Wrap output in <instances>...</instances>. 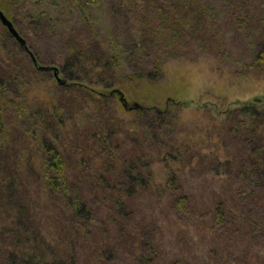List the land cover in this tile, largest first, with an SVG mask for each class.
<instances>
[{"label":"rangeland","instance_id":"rangeland-1","mask_svg":"<svg viewBox=\"0 0 264 264\" xmlns=\"http://www.w3.org/2000/svg\"><path fill=\"white\" fill-rule=\"evenodd\" d=\"M117 1L96 0L85 15L86 21L83 14L74 12L72 22L60 29L52 23L36 26L30 22L22 3L0 0V9L15 20L18 33L27 41L38 65L58 68L64 84L60 67L73 62L72 76L80 78V82H68L72 87L70 93L76 91V101L69 104L62 100L64 90L53 72L36 69L27 50L0 23V58L8 51L6 58L13 56L15 65L26 75L25 89L13 96L23 95L29 102H36L30 103L28 109H18L17 119L12 122L9 115L6 117L7 151L0 160V174L5 178L21 174L15 176L18 185L14 193L3 192L0 187V201L2 196L6 198L0 207L1 217L2 213L14 212L19 205L28 206L30 212L21 216V225L46 234L52 241V250L74 246L80 255L78 264H264V241L259 245V240L250 238L247 227H242L247 217L239 222L225 217L218 223L207 216L206 211L219 200L226 199L232 206L234 203L232 181L210 173V156L225 154L215 147L216 136L208 138L207 130L211 127L209 132L213 133L214 129L201 111L209 109L218 122L229 111L244 105L264 112V64L248 69L255 53L264 47V9L241 5L239 0H206L210 5L201 9L197 0H186L191 6L183 3L176 9L190 7L196 11L195 17L186 15L171 23L168 14L162 16L158 30L147 33L144 27L158 17L149 9V2L141 16L127 13L128 0L120 2L125 1L126 6ZM183 13L186 12L179 14ZM188 17L192 22H188ZM139 32L144 46L136 52L130 44ZM104 62L109 64L108 68L102 67ZM157 65L162 66L163 74L156 78ZM146 72L154 79L135 78ZM0 75L7 78L9 74L3 69ZM107 83L112 87H106ZM79 86L96 98H108L98 104H85ZM114 90L120 91L130 105L137 102L143 109H124ZM39 102L49 105L48 116L35 110ZM52 102L58 110L72 113L77 120L84 119L71 136L67 130L62 135L64 142L72 137L65 151L72 193L82 196L94 212L81 233L71 226L60 201L45 191L38 180L41 167L36 140L57 134V127L51 125L49 118L56 115ZM143 111L148 112L145 118L141 116ZM159 111L172 124L160 132L159 139L165 145L152 143L148 137L157 121L153 114ZM174 116L178 122L172 120ZM75 120L76 117L71 118L69 128ZM119 120L125 123L122 128L118 126ZM104 125L114 135L110 145L112 156L100 150L102 144L97 135H104ZM134 126L140 127L136 134L129 131ZM178 132L189 138L183 148H175L184 141ZM132 139L148 142L141 141L139 153L150 182L144 189L126 194L125 176L120 170L106 168L105 163L109 162L107 157L122 163L128 156L125 143L129 145ZM116 143L120 146L115 148ZM234 143L233 139L228 141L233 156L237 154ZM167 150L185 154L181 162L192 155L199 163L188 167L187 163L175 162L168 158ZM203 155H209L205 163ZM182 166L189 169L179 170ZM171 172L178 173L180 178L168 187L166 179ZM184 195L192 211L187 215L174 209L176 199ZM118 201L124 202L128 216L117 214ZM5 222L0 219L2 227ZM5 242L2 239L0 243L1 253L6 249Z\"/></svg>","mask_w":264,"mask_h":264},{"label":"trees","instance_id":"trees-1","mask_svg":"<svg viewBox=\"0 0 264 264\" xmlns=\"http://www.w3.org/2000/svg\"><path fill=\"white\" fill-rule=\"evenodd\" d=\"M15 1V0H14ZM22 3L24 6L23 10H25L26 15L29 17L31 23H34L36 26H41L44 23H52L51 25H55L56 27H62L64 24H69V21L72 22V16L74 12H80L84 16V21L87 20L86 14L89 13V10L93 8L96 0H17ZM122 0H118V4H122L126 6L128 3H120ZM129 4L127 5V13H134L135 15L144 16L143 11L147 8V1L149 2V9L154 11L155 16L157 15L155 21L152 24H149L147 27L145 26V31L147 33L155 32L158 30L160 26H162V22L164 18L162 16L170 15V22L173 23L176 20L180 21V18L184 16V18L190 15V17L197 14L194 9L188 7L187 9H182L179 11L176 9L178 5L185 4V6H191V3L188 4L186 0H128ZM196 1V0H195ZM239 3L244 6L249 7H261L264 9V1L263 0H239ZM115 5L116 2H114ZM125 4V5H124ZM210 5L206 0H197V7L204 9L205 6ZM120 6V5H118ZM115 9V7H113ZM112 9V10H113ZM200 9V11H201ZM183 14H179V13ZM137 19V17H135ZM10 19V18H9ZM16 28L15 20L10 19ZM188 22H192L188 17ZM239 19L237 18V21ZM247 20V19H246ZM68 21V22H67ZM194 21V20H193ZM248 21V20H247ZM137 23V22H136ZM61 29V28H60ZM17 30V28H16ZM139 36V37H138ZM138 38L132 40V44H130L131 49L139 52L141 48H143L144 39L141 37V33L139 32ZM26 41V45H27ZM14 49V48H13ZM139 50V51H137ZM8 53V51H6ZM4 58H0V70L6 69L9 74L6 78L4 75H0V160L5 158L6 149L5 146L7 144L8 137V127L5 123L6 117L9 115L11 117V122L13 119H17V110L18 109H28L30 107V103L35 105V101H28L27 97L15 98L13 93H22L23 89L26 87V75H22V71L18 68L13 62V56L10 55V58H6L9 56V53ZM72 59V58H71ZM264 64V47H260L259 51L255 53L253 58V62L249 64L248 69L255 66H260ZM73 62L68 63L65 62L62 67H60V71L64 73L66 83L60 84V88L64 90L62 100L71 104L76 101V97L74 92L70 93L72 90L71 84L69 81H78L80 82V78L77 76H72L73 72ZM103 68H108L109 64L104 62L102 64ZM261 67V66H260ZM33 71V69H32ZM36 71V70H35ZM72 71V72H71ZM154 77H160L163 74L162 66H156L154 69ZM34 72V71H33ZM32 73V72H31ZM34 74V73H33ZM148 73L139 74L135 78L143 79V78H152L154 77L147 75ZM136 75V74H135ZM34 79L37 81L39 78L36 76ZM29 83H33V80L29 79ZM80 93L85 98L83 101L85 104L92 102L93 104H98L101 102H105L108 98L107 96H101V98H96L93 94L83 88V86H79ZM106 87H112L111 83H107ZM69 91V92H67ZM102 95V94H101ZM75 99V100H74ZM61 100V102H62ZM101 100V102H100ZM51 105L56 110V115H50L51 125H54L56 129V133L49 136L37 138L36 142L38 143L37 147V157L38 162L40 164L39 168V176L38 179L40 183H42L45 187V191H47L50 195L57 198L62 205V209L68 216L70 220V224L74 227L75 231L81 233L85 230L86 224L91 220L93 211L88 207L86 201L80 195H73V184L70 182L69 175L66 172V147L69 148L68 142L69 138L64 142L62 138L67 130L69 136L73 134V129L78 128L80 123L83 122L84 119L81 117L77 120V116H74L72 113H68L65 111L58 110V107ZM103 104V103H102ZM37 113L43 115H49L47 112L49 111V105L46 106L43 103H37ZM65 109V108H64ZM84 111V110H83ZM86 111V110H85ZM205 116V118L210 121L209 123L213 126L214 132H208V138L215 137L217 138V142L215 143V147L220 151L223 150L225 155H221V153H217L216 156H210L211 159V167L209 168L210 173L214 176L225 177L232 181V194H233V205L227 204L226 199L219 200L213 206V209L207 210V216L213 217L216 222H221L225 217L229 219L235 220L236 222L243 218L247 217L246 221L242 222L244 227L249 231L250 238L254 239V241H264V112H261L255 106L244 105L238 109H234L229 111L226 114V118L218 122L217 118L210 113V110L205 108L201 110ZM45 112V113H44ZM35 113V112H34ZM84 113V112H83ZM80 114L83 115L84 114ZM78 114V113H76ZM142 117H147L148 112L143 111L141 113ZM79 115V114H78ZM157 119L156 123H153V132H148V137L152 143H158V145L164 144L160 141L159 138H162L161 131H164L165 126H169L171 123L167 121L165 114L159 111L156 114H153ZM14 117V118H13ZM76 117V120L72 123L70 128L68 127L71 124V118ZM48 118V119H49ZM50 120V119H49ZM173 121L178 122L179 119L177 116L172 118ZM10 122V119H9ZM48 122V121H47ZM118 126L122 128L125 123L122 120ZM68 123V124H67ZM172 124L170 125V127ZM169 127V128H170ZM99 129V128H98ZM140 127L134 126V128L129 129L132 134L138 133ZM156 130V131H155ZM160 130V131H159ZM102 132L97 135L100 139L99 144L101 146V152H107L108 156H112V151H110L111 137L114 135L110 131V128L107 125H104ZM28 133V131H26ZM35 136V132H33ZM157 133V134H156ZM178 135L184 138V141L175 146V148H183L188 143V139H186V135L184 132H178ZM164 137V136H163ZM213 139V138H212ZM233 139L235 142L237 154L233 156V154L229 151L228 141ZM143 140V139H142ZM132 139L129 145H126L128 149V156L123 162L119 159L114 163L109 160L107 157V161L105 165L106 168H112L117 170L118 172H122L125 176L124 178L127 181V189L126 194L134 193L140 191L148 186L147 178L150 176L147 171L146 166L144 165V161L141 160V155L139 151L142 149V141ZM65 143H63V142ZM62 142V143H61ZM143 142V141H142ZM146 144L147 141L144 140ZM143 142V144H144ZM165 145V144H164ZM120 146L119 143L115 144V148ZM166 147V146H164ZM65 148V149H64ZM171 150V148H170ZM110 151V152H109ZM176 150V154L172 152H167L168 158L175 162L179 163H187V166L193 163L198 164V158L194 156H190L189 160L185 162V160L181 162V158H185V154L178 153ZM100 152V151H99ZM100 152V153H101ZM141 157V158H140ZM209 158V155H203L202 161H206ZM28 164V161H25ZM205 163V162H204ZM209 164V162H207ZM186 165V164H184ZM187 166H182L179 170L185 171ZM120 170V171H119ZM21 172L16 175H11L10 178H5V175L0 174V187L3 188L2 191L14 193V188L17 187V180L15 176H19ZM180 175L175 172H171L167 176L166 181L168 180L167 186H174L176 181H179ZM162 185V184H161ZM0 188V189H1ZM9 201L11 199H8ZM6 201L5 196H2V200L0 201V207L3 206V202ZM230 205V206H229ZM189 202L187 201V195L179 196L174 203V209L179 212L186 214L188 212H192L190 209ZM116 211L118 215H122L123 217L128 216L124 202H117ZM193 210V209H192ZM30 210L28 206L19 205L16 207L14 212L10 214L2 213V217L0 214V219L5 220V224L3 227L0 225V243L2 239L5 242V250L0 252V264H78L80 260V255L77 254L76 248L74 246H64L62 251L52 250L50 239L46 234H43L42 231L34 229L28 230L25 225H21L20 219L23 214H29ZM195 213V211H193ZM187 215V214H186ZM183 217V215H181ZM187 224V222H186ZM241 228V227H240ZM258 245V246H259ZM262 247V246H259ZM147 260V259H146ZM264 263V261H261Z\"/></svg>","mask_w":264,"mask_h":264},{"label":"water","instance_id":"water-1","mask_svg":"<svg viewBox=\"0 0 264 264\" xmlns=\"http://www.w3.org/2000/svg\"><path fill=\"white\" fill-rule=\"evenodd\" d=\"M0 23L7 29L8 33L11 35V37H13L14 40L18 44H20L21 46H23L27 50L28 54H30L31 60H32L36 69L42 70V71L43 70L44 71L45 70L52 71L56 81L59 82L60 84H63V81L61 80V78L59 76L58 68L50 67V66H40L37 64L36 60L34 59V57L32 56V54L30 53V51L27 48L26 40L18 33V31L14 27L13 23L11 22V20L4 14V12L1 9H0ZM114 91L117 94H119V101L121 102L124 109H126V110H142L143 109V107L137 102L130 105L126 101V99L124 98L123 94L120 91H118V90H114Z\"/></svg>","mask_w":264,"mask_h":264}]
</instances>
